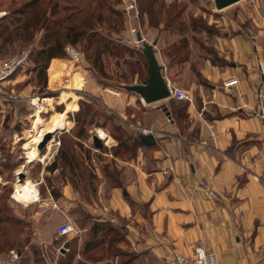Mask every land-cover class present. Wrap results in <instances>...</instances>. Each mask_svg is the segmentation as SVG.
<instances>
[{
    "label": "crops",
    "instance_id": "obj_1",
    "mask_svg": "<svg viewBox=\"0 0 264 264\" xmlns=\"http://www.w3.org/2000/svg\"><path fill=\"white\" fill-rule=\"evenodd\" d=\"M242 1L252 2L251 12L238 6L218 18L210 15L223 30L213 43L227 64L201 58L193 43L188 60L169 64L157 48L168 86L184 88L192 97L183 100L182 119L169 104L173 98L146 104L137 94L126 101L141 110L134 122L138 134L145 129L155 139L124 163L130 173L122 197L129 194L128 204H140L142 212L132 213L125 200L115 203V210L138 224L126 235L137 254L133 264H174L175 254L191 256L196 246L215 253L220 264H264V122L255 112L259 89L264 91V0L235 3ZM209 5L216 9L213 0ZM157 35V46L163 47L178 38L166 31ZM167 35L175 38L166 43ZM181 71L192 72L188 83ZM229 79L236 83L225 87ZM199 181L217 199H207ZM118 190L111 189V198Z\"/></svg>",
    "mask_w": 264,
    "mask_h": 264
},
{
    "label": "rangeland",
    "instance_id": "obj_2",
    "mask_svg": "<svg viewBox=\"0 0 264 264\" xmlns=\"http://www.w3.org/2000/svg\"><path fill=\"white\" fill-rule=\"evenodd\" d=\"M22 1L27 0H0V17L7 14L11 6H17ZM46 1L40 0L42 3ZM61 1L66 3L77 0ZM97 1L100 0H81L80 6H89L90 9H94L97 7ZM101 1L106 3L102 12L107 16L112 15L108 10L112 5L124 10V0ZM174 1L181 0H164L166 5ZM189 1L184 0L186 3ZM202 3L207 8L210 7L204 0ZM248 3L247 5L242 1V3H235L239 5H231L222 10H209L212 14L213 12H228L226 10L232 12L236 11L234 8L241 6L244 10L251 12L252 2ZM72 10L68 7L69 12ZM191 10L196 13L200 11L195 7H191ZM32 13L33 11L28 10L22 19L32 18ZM123 13L122 27L113 34V37L121 40L129 48L142 52L143 44L152 45L157 39L158 32L149 27L142 17L130 22L125 12ZM12 21L7 29L8 34L2 35L5 39L0 46V69L5 62L20 52L38 46L39 38L43 33L41 29L33 31L31 37L33 42L30 38L26 40L25 37H21L24 36L21 35L24 34L23 32L20 33L21 36H13L11 32L16 21L14 16ZM20 22L22 26V21ZM103 26L104 23L101 27ZM131 27L140 34L142 41L138 40L137 35H133ZM102 28L99 27V30ZM174 38L167 35L165 42L168 43ZM72 47L79 52L78 61L71 60L66 52L65 57L53 58L57 59L53 61L51 59L46 69V82L43 76L38 75L37 70L33 69L34 63L29 56L22 66L0 82V235L5 234L6 230L7 236H14L16 241H19V245L15 243L9 249L5 247L7 250L0 252V264H61V260L62 264H78V262L82 263V260L90 261L91 259H87L81 251L82 243L91 236L88 227L90 220L94 222L101 218L106 220L114 217V222L123 227L126 235L130 226H138L133 217L127 216L126 218L119 210H115L117 202L121 203L125 200L128 204L131 197L128 194L127 198H123L122 188H119L117 198H111V183L102 170V166L110 164L108 169L119 176L118 166L120 165L116 168L115 165L119 164L120 159L129 161L132 154L122 153V156H118L120 158L113 159L112 149L117 146L118 141L100 128L91 127L88 130V125H86L83 136L78 139V144L73 146V150L72 144L67 141L68 138L72 141L76 140L71 131L76 124L73 120L76 116L74 111L79 110L86 102L92 104L95 109L101 110L105 106L115 113L123 112L124 116H127L122 119L126 128L131 132H140V128L134 125V122L140 118L141 110L126 104L129 97L137 94L123 88V84H120L114 77L126 68L122 60L116 64L113 59L105 58L107 70L113 76L111 75V78L103 83L97 80L89 70L90 64L84 57L80 44L72 45ZM152 47L155 48V45ZM137 55L140 57V54ZM158 55L160 53L157 52L155 56L160 62ZM132 58L136 59L137 56ZM191 74L192 72L186 76L183 72L181 80L188 83V80L192 78ZM133 79L131 84L138 82L137 75H134ZM117 85L120 88L115 87ZM167 100L163 102L166 103ZM132 114H134L133 117ZM96 120L99 122L102 118L98 117ZM124 121L129 122L128 126ZM57 122H60L58 130L54 126ZM96 129L103 131L108 137L107 142L102 141L101 147H96L93 143L92 135L96 133ZM62 141H65L62 147L70 146L74 155L73 165L67 173L60 167L52 171L49 169V166L53 164H60L58 155ZM125 162L120 164L126 166L122 169V177L126 182L130 171L128 165L124 164ZM26 184L35 187L38 193L37 201L23 203L16 199L20 188L27 187ZM51 190H55V195ZM129 207L132 213L137 208L140 212L143 210L140 204L138 206L131 204ZM100 208L104 209L103 212ZM1 214L12 216L14 220L20 221V224L15 226L12 221L2 222ZM67 221L72 222L78 232L73 236H59L57 234L59 225ZM69 241L72 245L64 247L65 242ZM121 246L132 251L131 247L126 248L124 243ZM73 247H76L74 253H72ZM13 249L18 252V257L14 262L9 257L10 250ZM96 251L94 249L88 254L93 255ZM116 260L118 261V258ZM109 264H116L115 260Z\"/></svg>",
    "mask_w": 264,
    "mask_h": 264
},
{
    "label": "trees",
    "instance_id": "obj_3",
    "mask_svg": "<svg viewBox=\"0 0 264 264\" xmlns=\"http://www.w3.org/2000/svg\"><path fill=\"white\" fill-rule=\"evenodd\" d=\"M135 1L138 9V19L140 17L143 20L145 19L149 27L158 30L159 35L165 31L178 35L176 41L165 47L162 45L157 46L158 35L157 39L153 42L155 45L153 51L157 52L158 48L161 51V55L168 58L169 64L181 63L188 60L190 55L189 47L192 43L197 46L201 58L209 59L217 65L227 64V61L217 54L213 43L215 36L223 35V30L215 22L209 21L210 14L214 18H218L220 17V13H210L211 10L209 9L211 7L207 8L202 3L203 0H187L189 1L188 3L181 0L170 2L167 5L164 0ZM204 1L209 4L208 0ZM80 2L81 0H77L76 2L67 1L66 3L61 0H47L42 3L40 0H27L25 2L22 1L17 6H11L7 14L0 17V40L4 37L2 35L8 34L7 29L13 22V16L16 19L13 26L14 34L13 31L11 32L13 36L24 35L21 37H25L26 40L30 38L31 41L33 39L31 38L33 31L41 29L43 33H41L39 38V45L35 48H30L28 56L34 63L33 69L37 70L38 75L43 76L44 82H46V69L48 68L49 61L53 58L65 57V47L67 44L71 46L80 44L81 51L90 64L89 70H91L97 80L104 83L111 78V75L113 76L107 70V65L105 64V58H107L108 60L113 59L116 64L122 60L124 68L126 67L120 74H115L116 76H114L120 84H123V88L126 89L127 85H131L134 81V75L138 76V82L146 83L148 65L144 53L129 48L121 40L113 37V34L122 27L124 10L112 5L108 10L113 16H107L102 12L106 5L103 1H97V7L94 9H90L89 6H80ZM68 7L73 10L69 12ZM191 7L199 8L200 11L196 13L191 10ZM28 10L33 11L31 14L32 18H28L27 20L22 19V16L25 13L27 14ZM20 21H22V26H20ZM103 23L105 27L103 26L102 28L101 25ZM99 27L102 30H99ZM15 28L16 30H14ZM21 32L24 34L20 35ZM4 39L0 42V46L4 42ZM137 54H140V57ZM135 55L137 58L133 59L132 57ZM195 71L198 77H201L199 72ZM115 87H119V85ZM169 104L170 106L172 105L171 108L174 110L177 119L180 120L185 116L186 102L170 100ZM163 107L166 109V106L163 105ZM74 112L76 116L73 120L76 123V128L71 127L72 129H70L76 140L67 139L72 144V150L73 146L78 144V139L83 136L86 125H88V130L91 127L103 129V131H107L118 141L117 146L112 149L113 159L122 156V153H128L132 154V157L129 159L130 161L135 158L137 148L146 145L139 139L138 132H131L126 128L117 112L110 111L105 106L99 110L93 108V105L89 102H86V104H83V107ZM170 116V113H168L167 118H171ZM98 117L102 118L99 122L96 120ZM124 122L128 126V121ZM65 141H62L59 150L58 158L60 164L49 166L51 171L60 167L67 173V170L69 171L73 165L74 155L70 146L62 147ZM104 153L107 152L104 151ZM119 161V164L115 165V168L120 165L118 166L119 176L116 172H111L108 169L110 164L102 166L103 172H105L108 181L111 183V189H126L125 181L122 177L124 166L120 163L128 161V159H120ZM112 166L114 168V165ZM52 193L55 195V190ZM125 198H127V195ZM1 217L3 219L2 222L12 221L15 226L20 224V221L14 220L10 215L1 214ZM88 224L91 236L84 240L81 251L87 259L90 258L91 260H82V263L78 262V264H109V262H113L114 260L116 264L134 263L137 254L121 246L124 243L126 248L129 247L123 227L110 219L95 220L94 222L90 220ZM0 238V252L7 250V248L9 249L13 244H18L19 242L16 241L14 236H7L6 230L5 234L0 235ZM71 241L68 242L69 247L72 245ZM18 249L20 250L21 248L19 247ZM94 249L97 251L93 252V255L88 254ZM75 250L76 247H73L72 253ZM116 258H118V261ZM60 263L62 264V260Z\"/></svg>",
    "mask_w": 264,
    "mask_h": 264
},
{
    "label": "built area",
    "instance_id": "obj_4",
    "mask_svg": "<svg viewBox=\"0 0 264 264\" xmlns=\"http://www.w3.org/2000/svg\"><path fill=\"white\" fill-rule=\"evenodd\" d=\"M124 12L128 17V20L131 22L132 20H137L138 18V9L135 0H124ZM131 32L133 35H137L138 32L135 31L133 27H131ZM139 41H142L139 40ZM65 52L70 56L71 60L78 61L79 52L75 50L72 46L67 45L65 47ZM28 58V51H22L17 56L11 58L0 69V82L4 81L9 75L14 73L20 66H22ZM262 68V66H261ZM262 72L264 69L262 68ZM235 79H229L224 82V86L228 87L232 84H235ZM169 90V98H173L176 101H192L191 95L184 89L180 87H172L168 86ZM256 114L260 117V119L264 122V91L259 89L257 94V104H256ZM170 118H167L169 120ZM141 133H145V129L141 130ZM198 187L205 189V195L207 199H217V195L210 189H207L204 185L203 181H199L197 184ZM78 232L77 228L74 226L72 222H64L59 225L57 229V234L59 236H69L75 235ZM193 254L191 256H186L184 254H175L174 255V264H220L217 256L213 252L205 251L201 246H196L193 250ZM10 260L14 262L18 257V252L16 250H10Z\"/></svg>",
    "mask_w": 264,
    "mask_h": 264
},
{
    "label": "water",
    "instance_id": "obj_5",
    "mask_svg": "<svg viewBox=\"0 0 264 264\" xmlns=\"http://www.w3.org/2000/svg\"><path fill=\"white\" fill-rule=\"evenodd\" d=\"M237 1L239 0H213L214 5L218 10H221ZM138 40H141L140 36H138ZM153 45L154 43L152 45L144 43L142 49V52L147 59L148 65V78L146 83L137 82L135 84L126 86L127 90L138 94L140 99L146 104L167 99L169 97L167 80L162 74L163 66L159 63L157 57L155 56L152 47ZM161 108L163 110L165 109L163 105H161ZM138 137L146 145H152L155 142L154 136L152 134L140 133L138 134ZM92 139L96 147H101L103 145V140L97 136L96 133H93ZM67 246L68 242H65L64 247Z\"/></svg>",
    "mask_w": 264,
    "mask_h": 264
},
{
    "label": "bare ground",
    "instance_id": "obj_6",
    "mask_svg": "<svg viewBox=\"0 0 264 264\" xmlns=\"http://www.w3.org/2000/svg\"><path fill=\"white\" fill-rule=\"evenodd\" d=\"M59 123L60 122H57L56 125H54L55 127H57V130L59 129L58 127L60 126ZM96 133L103 141L107 142L108 137L103 133V131L96 129ZM37 198H38V193L35 190V187L33 185H29V186L27 185V187H21L16 196V199L19 202H23V203H31V202L37 201Z\"/></svg>",
    "mask_w": 264,
    "mask_h": 264
}]
</instances>
